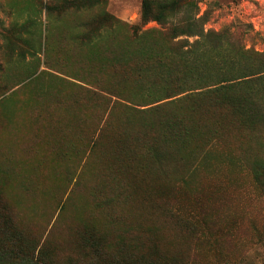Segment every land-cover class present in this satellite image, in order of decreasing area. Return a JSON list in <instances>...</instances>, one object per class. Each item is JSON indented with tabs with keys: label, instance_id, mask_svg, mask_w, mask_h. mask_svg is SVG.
<instances>
[{
	"label": "trees",
	"instance_id": "16d2710c",
	"mask_svg": "<svg viewBox=\"0 0 264 264\" xmlns=\"http://www.w3.org/2000/svg\"><path fill=\"white\" fill-rule=\"evenodd\" d=\"M153 1L142 0L141 21L128 23L106 10L107 0H35L44 34L34 36L32 16L2 26L0 95L10 80H28L19 89L21 113L31 116L0 113L1 132L27 125L37 137L32 124L55 117L70 137L51 150L67 162L54 193L87 199L70 218L67 249L51 236L69 195L53 224L28 230L15 212V185L42 192L46 185L29 179L36 161L0 151V264H195L182 236L213 248L220 223L211 203L225 206L221 188L203 182L245 173L264 197V51L204 31L190 0H157L152 13ZM150 14L158 27H144ZM38 51L45 66L57 60L79 82L41 84ZM28 152L40 172L46 151L35 141Z\"/></svg>",
	"mask_w": 264,
	"mask_h": 264
},
{
	"label": "rangeland",
	"instance_id": "374dc122",
	"mask_svg": "<svg viewBox=\"0 0 264 264\" xmlns=\"http://www.w3.org/2000/svg\"><path fill=\"white\" fill-rule=\"evenodd\" d=\"M52 1V0H46ZM152 2V13L155 12L156 2ZM198 8V15L204 19V31H217L223 34L228 39L239 38L245 48L264 51V0H190ZM15 2V4H13ZM142 0H107L106 10L116 18L122 21L133 23L141 21ZM35 0H0V51L4 50L5 42L2 34V26L7 27L11 23L17 21L22 22L28 17H35L37 21V37L38 32L44 34L45 30V15L44 13L35 14ZM144 24L145 28L158 27L152 15ZM69 18V17H68ZM68 22L58 23L60 26L66 25ZM22 45V44H19ZM40 64L36 74L40 75L41 84H60V80L69 79L73 82H79L71 77L66 76L60 69V62L56 60L50 66H45L42 63L43 52L38 51ZM27 60L32 59L29 55ZM1 59V57H0ZM1 61V60H0ZM22 67V66H21ZM14 68V67H13ZM20 65H16L14 69H19ZM44 71L45 73H41ZM10 77H14L11 75ZM51 79V81L47 79ZM16 83L15 80H10L12 86L4 94L0 95V113L6 112L14 115L15 118H21L22 115H30V112L22 114L24 109L22 100L24 93L19 88L26 83ZM6 98V99H3ZM59 111H54V116L58 115ZM16 121V120H15ZM4 125L3 118L0 116V151L14 149L16 158L19 156L25 158L28 163L36 161L34 167H30L29 179L32 181H42L39 185H46V188L41 190L39 186H34L32 189H24L22 191L15 185L14 192L20 198L21 205L15 212L22 216L27 223L28 230L34 232L39 229L47 228L50 223L55 221L58 206L62 200L68 195L69 204L66 207V213L59 221L54 222L52 226V238L60 241L65 249L70 246V242L74 240L73 234V219L80 217V209L78 204L86 200V196L82 193L74 195L54 190L59 188L61 174L66 168L67 162L60 157L54 156L51 152L54 146V141L63 145L65 140L70 137V134L60 131L56 127L55 117L46 115V119L32 124L38 128V136H33L29 127L26 125L18 131L7 129L1 132ZM40 130V131H39ZM34 133V132H33ZM38 141L40 148L46 151V164L39 172V162L34 158L33 152L28 150L33 142ZM15 143V147L9 146V143ZM8 143V144H7ZM24 151V152H23ZM50 171L49 174L46 172ZM233 180L228 181L225 178L212 179L203 182L210 187L218 185L221 195V203L225 204L219 208L217 199L216 204L211 203V214L216 218L217 228L213 231L219 236L218 243L209 248L207 244L199 243L194 236H182L179 238L188 248V259H194L195 264H264V197L255 196L252 192L250 178L245 173H234ZM63 181V180H62ZM70 185H68L69 187ZM64 188V181L62 184ZM67 187V188H68ZM206 188V187H205ZM42 193V194H41ZM81 195V196H80ZM214 195V194H212ZM218 208L220 210H218ZM223 218L222 221L220 219ZM219 217V218H218ZM235 219V223L230 221ZM54 220V221H53ZM238 220V221H237ZM57 221L58 224H57ZM234 221V220H233ZM231 221V222H233ZM177 238V240L179 241Z\"/></svg>",
	"mask_w": 264,
	"mask_h": 264
}]
</instances>
